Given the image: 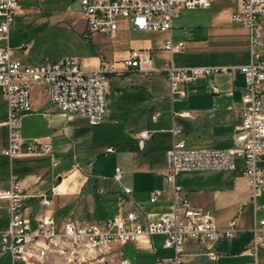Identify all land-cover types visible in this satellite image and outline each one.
Masks as SVG:
<instances>
[{
	"label": "built area",
	"instance_id": "obj_1",
	"mask_svg": "<svg viewBox=\"0 0 264 264\" xmlns=\"http://www.w3.org/2000/svg\"><path fill=\"white\" fill-rule=\"evenodd\" d=\"M23 0H0V91L6 104V116L0 127L7 129V146L1 154L10 160L22 155H49L50 143L34 139L30 142L18 134L20 117L32 111L31 90L35 84L43 86L50 104L62 115L78 114L90 126L102 122L107 112V94L112 75L135 72L150 78L157 70L146 49H133L119 61H102L97 68L87 69L76 59L65 58L59 62L42 61L31 66L15 55L17 50L9 46L10 31ZM217 0H80L84 29L82 37L93 40L98 35L113 39L120 20H126L135 31L167 32L162 49L171 62L172 53L181 43L173 45L170 31L180 9L209 8ZM238 6L233 13V22L247 28L249 33L248 64L238 67H189L177 68L169 64L164 73L170 100L187 97V85L213 76L215 73L243 75L242 124L246 132L242 146L234 149H189L183 142H172L166 151L167 170L165 179L170 186L172 201L169 214L152 222L140 224L137 215L128 213L124 218L114 216L100 224L66 221L58 224L49 211H45L33 222L24 215V196L21 194L16 176H10L7 189L0 191V200L7 202L8 225L0 233V254L8 256L10 264H43L45 261L63 264H132L122 257L120 248L134 244L144 237L161 236L163 246L173 255L161 264H184L183 246L197 242L204 255L215 260L214 244L221 238L236 233L233 224L217 229L210 211L193 207L181 196V187L176 184L179 172L218 170L232 171L237 162H242V173L246 179L253 212L260 206L257 197L264 190V172L260 159L264 154V116L261 95L264 87V56L261 47L264 19V0H230ZM4 42V45L1 43ZM214 92H217L213 88ZM159 113H155V120ZM151 133H140L139 144L148 140ZM122 172L115 170L118 180ZM125 194L130 190L125 188ZM154 194L150 202L156 201ZM41 205L47 208L50 201L42 197ZM252 238L248 253L256 258L264 246V220L251 229ZM255 264H264L255 260Z\"/></svg>",
	"mask_w": 264,
	"mask_h": 264
},
{
	"label": "crops",
	"instance_id": "obj_2",
	"mask_svg": "<svg viewBox=\"0 0 264 264\" xmlns=\"http://www.w3.org/2000/svg\"><path fill=\"white\" fill-rule=\"evenodd\" d=\"M212 5H214L213 7L216 9L215 17L212 21L221 22L223 14H226L227 17L225 21L228 24L232 23L234 25L233 27H228L226 23H218L221 29L219 31L225 36V41L229 44L228 48L234 50L240 43V48L242 50L239 58L237 57L232 61H228L226 64L234 67L248 64L250 61L248 30L233 22L231 19L232 14L238 11V6L230 0H217ZM197 8L201 7L180 9L179 14L183 11L186 12ZM27 11L28 10L25 11L19 7L16 17ZM260 22L263 35L261 37L259 53L264 56V19ZM214 24L215 23L212 24V27ZM221 24H225L226 26L222 27ZM130 28L131 26L128 21L120 20L118 32L116 36L110 40L120 39ZM185 28L188 29L180 16L173 21L170 37L173 45L176 46L181 43V47L174 50L171 56V62H169L167 53L162 49V43L168 37L167 32H140L132 28L131 29L138 33L140 37L131 40L128 49L125 48L122 51L114 50L113 53H111V51L108 50L107 52L103 48L98 51L99 55L84 56L82 59H75L80 63L82 62L85 68L94 69L97 68L102 61L112 62L126 58L133 49H146L151 58L153 54L163 55L166 58L164 65H156L153 58L152 60L154 68L157 70L154 73L163 75L167 83L164 69L169 64L177 68L194 67L186 61L178 60L174 62L173 59L174 54H181L184 46V41L180 40L179 36H176V31L179 29L184 30ZM60 29L68 33L81 35L84 29V20L82 19L81 24L73 30L66 26H60ZM97 37L99 38V35L94 39L96 40ZM14 49L17 50V56L15 55V57L29 64L26 58L22 54H19V51H22L21 48ZM106 52L112 57L111 59L106 57ZM224 67L227 66L225 65ZM133 74L138 73L128 72L120 76L112 75L110 77V88L107 95L112 97L126 90H131L133 94H140L142 98L137 104L133 103L127 107L120 108L119 113L107 109L106 119L113 120L118 127L121 128V138L117 143H114L115 146H120L125 142L127 145H129V143L137 145L136 152L132 154L133 159H131V161L134 166L133 171L137 176L140 175L145 186H140L139 188L136 184H132L133 188L123 186L122 178L124 173L118 166L115 167L114 174L110 181L118 188L122 195L126 196V204L122 205L119 203L117 213L114 216L124 218L128 213L133 212L137 215V222L144 224L146 222L156 221L162 215L169 214L171 211L170 207L172 201L170 198V186L166 182L165 174L167 170L166 151L170 148L172 142H183L189 149H234L242 146L244 138L247 135L241 128V95L244 78L239 72L235 74L220 73L224 75V77H227V79L218 81L214 79V74L209 77L208 87L200 85L186 88L188 95L186 98L181 99L179 103H184L187 107L180 111L173 110L171 113L170 110H164L163 103L152 92L150 83L144 84L138 80H126L124 78L125 76H133ZM113 76L118 78V85L116 87H112L111 79ZM203 79L205 80V78ZM213 88H215L217 92H214ZM41 92L45 94L44 101L33 99L31 95L32 111L20 117L19 123L29 118L35 129L32 134L22 138L24 142H28L27 138H33V140L40 139L50 143L51 151L48 156L51 160L53 156H55L58 158V161H62L69 154H74L73 158L77 156L84 158L86 157L84 156L85 153H93L94 151L98 153L102 148H104V152L114 151L112 144L105 146L100 143L101 136L96 129L102 127L103 120L96 126H90L81 115L64 116L50 104L47 92L44 88ZM165 100L170 101L171 107H173V104L177 101L174 100L172 102L170 100L169 91H167L164 97V101ZM261 101V115L264 116V87ZM107 102L108 105H110L108 99ZM163 110L165 112L169 111L172 115L171 128L164 124L158 128L153 127L155 125L153 123L161 117V112ZM157 112L159 116L153 120L152 116ZM5 116L6 104L3 114L0 116V120L4 119ZM35 116H41L46 121L42 128L39 129L40 131L36 129L39 121L34 119ZM143 131L150 132L151 137L143 141V145L141 146L139 144V135ZM177 136L179 138L178 140H176ZM5 142L4 149L7 146V136ZM189 143L191 145H189ZM2 150L3 149L0 150V154ZM40 158H43V156L22 155L10 160L9 170L0 167V191L8 188L10 176L12 174L16 176V179L22 174L23 182L20 184L18 180L17 182L20 192L25 198V210L23 213L32 222L47 210L53 215L58 224L66 221L93 223L82 218L85 212L88 214L94 212L97 199L95 193L97 192L98 181L102 180L103 176L95 175L92 171L86 172L81 169L80 166L76 165L54 172L43 163L36 161ZM87 159L85 164L93 166L94 162L97 160V154L96 156H89ZM259 165L264 172V154L261 156ZM116 169L122 172L118 180L115 176ZM215 175H220V177L223 178L222 182L216 185L210 182L202 183L201 179H199L200 176L191 175L187 172H179L176 175V184L182 189L181 196L187 199L191 206L210 211L214 226L217 229H224L229 224H233L236 233L232 237L221 238L214 244L213 247L216 258L213 261L204 255L202 247L197 242L191 241L186 243L182 248L184 253V264H255V260L264 263V246L258 251L259 253H257L256 258L251 256L247 251V247L252 238L251 229L255 221L251 217L250 208L255 216L261 207L254 214L249 199L246 179L242 173V162H237L235 170L223 171ZM59 177L61 179L57 181ZM44 178L47 179L49 184V187L46 188L45 191L32 187L43 183ZM125 188L130 190L129 194L124 193L123 190ZM98 191L102 195L106 194L105 189L99 188ZM154 194H157L156 201L150 202ZM42 197L50 201V205L47 208L41 205L43 200ZM124 207H127L126 213ZM7 225V202L5 200H0V233L6 229ZM154 237L160 238L163 242V237L152 236L149 238H141L136 243L125 246L131 247L136 251H155L156 248L153 244ZM123 247L120 248L121 254ZM163 249L165 248L162 244L160 251ZM165 250H169L170 255L157 258L156 264H161L164 259L173 255L172 250ZM2 257L9 258L4 255H2Z\"/></svg>",
	"mask_w": 264,
	"mask_h": 264
},
{
	"label": "rangeland",
	"instance_id": "obj_3",
	"mask_svg": "<svg viewBox=\"0 0 264 264\" xmlns=\"http://www.w3.org/2000/svg\"><path fill=\"white\" fill-rule=\"evenodd\" d=\"M213 6L214 5L208 9L197 8L189 10L186 11L187 13L183 11L178 15V17L180 16L182 18L188 29L185 28L184 30L179 29L176 31V36H179L180 40L184 41V46L180 55H173L174 62L178 60L186 61L194 67L221 68L225 65L227 67H234L232 65H227L226 63L237 57L239 58L242 52L240 43L234 50L228 48L229 44L225 41V36L219 31L221 29L219 28L220 25H218V23H226L228 27H233L234 25L232 23L228 24L225 21L227 17L226 14H223L221 22L212 21L215 17L216 10ZM19 7L28 11L15 18L13 27L10 31V46L12 48H21L22 51H19V54H22L27 62L33 66H38L45 60L56 63L65 58L82 59L84 56H96L99 55L98 51L103 48L107 52L108 50L111 51V53H113L114 50L122 51L123 49H128L130 47L131 40L140 37L138 33L130 28L120 39L117 40H110L103 35H99V38L97 37L96 40H86L79 34L68 33L65 30L60 29V26H66L73 30L81 24L82 13L80 0H23L20 2ZM213 23H215L214 26H217L212 27ZM221 26L223 27L226 25L221 24ZM1 45H4V42H2ZM107 52L106 57L111 59L112 57H110ZM152 58L156 65L165 64L166 58L163 55L153 54ZM82 66L85 67L83 64ZM124 78L126 80H138L144 84L150 83L152 92L163 103L164 110H170L172 113L173 110L180 111L187 107L184 103L180 104V100L175 101L173 107H171L169 100L164 101L168 88L163 75L153 73L150 78H146L139 74H133V76H125ZM214 79L219 81L227 79V77H224V75L217 72L215 73ZM117 80L118 78L115 76L112 77V87L118 85ZM208 82L209 77H206L205 80H197L188 84L187 88L200 85L208 87ZM42 89L43 86L35 84L31 90L32 98L38 101H44L45 94L41 92ZM141 98L142 96L140 94H133L131 90H126L125 92L112 97L107 95V99L110 102L107 109L119 113L120 108L127 107L133 103L137 104ZM4 106L5 102L0 91V116L3 114ZM164 110L161 112V117L153 123L155 124L153 127L158 128L164 124L171 128L172 115L169 111L165 112ZM74 115L78 116V114ZM34 119L39 121L36 129L40 131L39 129L42 128L46 121L41 116H35ZM34 130V126L28 118V120L25 119L19 123L17 131L21 138H25L32 134ZM96 130L101 136L100 143L105 146L112 144L114 148L113 152H104V148H102L98 153L96 151L93 153H85V159L81 156L73 158L74 154H69L62 161H58V158L55 156H53V159L51 160L48 155H42L43 158L35 160L43 163L48 168H51L54 172L60 169L74 167L76 165L80 166L81 169L86 172L92 171L95 175L103 176V179L98 181L97 192L95 193L97 199L94 212L92 214L85 212L82 218L88 222L100 224L117 213L119 203L122 205L126 204V196L122 195L118 188L110 181L116 166L123 170V186L133 188L132 184H136L139 188L140 186L144 187L145 184L140 175L137 176L133 171L134 166L131 159H133L132 154L136 152L137 145H133V143L127 145L125 142L120 146H115L114 143H117L121 138V128L118 127L113 120L106 119V116L103 119L102 127ZM6 136L7 129L0 127V150L5 147ZM27 139L28 142L33 140V138ZM178 139L177 136L176 140ZM189 145L191 144L189 143ZM96 154L97 160L94 162L93 166L85 164L89 156H96ZM0 167L7 168L8 170L10 169V159L1 154ZM221 172L223 171L201 170L189 171L187 173L200 176L199 179H201L202 183L210 182L216 185L222 182L223 178H221L220 175L218 176L215 174H220ZM13 173L16 175L14 171ZM22 177V174L17 177L19 184L23 182ZM32 187L45 191V189L49 187V184L47 179L44 178L43 183ZM99 188L105 189L106 194H100L98 191ZM256 203L261 209L255 216L253 215L251 208L250 212L251 217L256 221V224H259V221L264 220V190L257 197ZM124 211L126 213L127 207H124ZM153 244L156 250H151L150 252L143 250L136 251L131 247L124 246L122 248L123 257L129 258L132 264H156L157 258L170 255V251L165 250L166 248L160 251L163 244L160 238L154 237ZM0 264H10L9 258L0 255ZM43 264H63V262L45 261Z\"/></svg>",
	"mask_w": 264,
	"mask_h": 264
},
{
	"label": "water",
	"instance_id": "obj_4",
	"mask_svg": "<svg viewBox=\"0 0 264 264\" xmlns=\"http://www.w3.org/2000/svg\"><path fill=\"white\" fill-rule=\"evenodd\" d=\"M60 179H61V178L59 177V178L57 179V181H60Z\"/></svg>",
	"mask_w": 264,
	"mask_h": 264
},
{
	"label": "trees",
	"instance_id": "obj_5",
	"mask_svg": "<svg viewBox=\"0 0 264 264\" xmlns=\"http://www.w3.org/2000/svg\"><path fill=\"white\" fill-rule=\"evenodd\" d=\"M126 74V73H125Z\"/></svg>",
	"mask_w": 264,
	"mask_h": 264
}]
</instances>
